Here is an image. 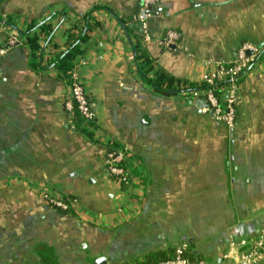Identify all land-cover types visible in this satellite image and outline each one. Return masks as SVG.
<instances>
[{
    "label": "crops",
    "instance_id": "1",
    "mask_svg": "<svg viewBox=\"0 0 264 264\" xmlns=\"http://www.w3.org/2000/svg\"><path fill=\"white\" fill-rule=\"evenodd\" d=\"M141 3L0 0V264H139L183 244L222 264L233 239L264 228V56L237 80L232 130L189 95L207 62L232 63L244 43L264 49V0H157L148 42ZM75 35L85 39L70 70L91 122L66 109L56 64ZM109 149L129 154L130 185L108 175Z\"/></svg>",
    "mask_w": 264,
    "mask_h": 264
},
{
    "label": "built area",
    "instance_id": "2",
    "mask_svg": "<svg viewBox=\"0 0 264 264\" xmlns=\"http://www.w3.org/2000/svg\"><path fill=\"white\" fill-rule=\"evenodd\" d=\"M157 0H142L139 14L134 18L138 23L144 42L149 38L146 34V20L150 17L149 11ZM177 38L176 33L169 31L163 43L165 47L170 46ZM19 44L15 35H10L6 41V47H14ZM261 56V50L249 43L242 44L237 50L234 61L230 64L207 62V71L200 80V84L213 86L222 81H228L223 98L216 96L213 89L193 90L189 93L193 98L202 97L205 107L201 113L209 115L216 123L223 125L227 130H232L235 123V102L238 78L255 66ZM69 99L65 107L74 111L77 117L85 122H91L94 118L88 95L75 71L68 75ZM129 154L121 149H109L105 157L107 173L119 183L130 185L135 181L132 173L126 166ZM43 199L49 205L60 211H67L70 202L42 193ZM187 246L177 247L170 258L162 261L144 262L139 264H208L204 260H193L187 256ZM222 264H264V228L258 230L249 237L233 239L221 256Z\"/></svg>",
    "mask_w": 264,
    "mask_h": 264
},
{
    "label": "trees",
    "instance_id": "3",
    "mask_svg": "<svg viewBox=\"0 0 264 264\" xmlns=\"http://www.w3.org/2000/svg\"><path fill=\"white\" fill-rule=\"evenodd\" d=\"M84 37H78L77 35H75L74 39H73V43L68 47V49L66 50V52L64 54H62L61 56H59L57 58L56 64L57 66L62 69L63 71H65L66 76L69 75V73L71 72V63L73 62V60L75 59V57L80 54V49H79V44L82 43V41L84 40ZM261 56H264V51L263 49L261 50ZM260 56V57H261ZM259 57V59H260ZM143 68L145 71L150 72L151 69L153 68L151 63L149 61H147L146 59L143 61ZM143 72L146 74V72ZM165 78L163 77V75H155V78L152 80H149V84L155 88V89H160L161 88V84L164 82L165 83ZM168 84H170L168 82ZM229 85L228 81H222V82H218L216 84H214L213 86H205V85H200L198 86L196 89L197 90H203V89H213L214 93L216 94V96L220 99L223 98V95L225 93V90L227 88V86ZM194 89V90H196ZM188 250V249H187ZM187 256L190 258L188 251H187ZM192 259V258H190Z\"/></svg>",
    "mask_w": 264,
    "mask_h": 264
},
{
    "label": "water",
    "instance_id": "4",
    "mask_svg": "<svg viewBox=\"0 0 264 264\" xmlns=\"http://www.w3.org/2000/svg\"><path fill=\"white\" fill-rule=\"evenodd\" d=\"M263 51H264V49H263ZM261 229H263V228H260L259 230H261ZM258 231V230H257ZM99 264V263H98Z\"/></svg>",
    "mask_w": 264,
    "mask_h": 264
}]
</instances>
